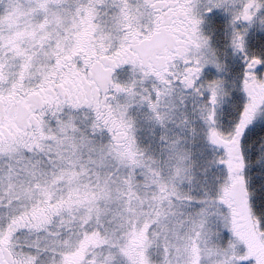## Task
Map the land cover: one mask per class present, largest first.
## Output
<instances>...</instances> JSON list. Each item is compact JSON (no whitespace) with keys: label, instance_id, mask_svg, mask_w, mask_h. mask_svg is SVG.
<instances>
[{"label":"snow or ice","instance_id":"snow-or-ice-1","mask_svg":"<svg viewBox=\"0 0 264 264\" xmlns=\"http://www.w3.org/2000/svg\"><path fill=\"white\" fill-rule=\"evenodd\" d=\"M0 264H264V0H0Z\"/></svg>","mask_w":264,"mask_h":264},{"label":"rangeland","instance_id":"rangeland-1","mask_svg":"<svg viewBox=\"0 0 264 264\" xmlns=\"http://www.w3.org/2000/svg\"><path fill=\"white\" fill-rule=\"evenodd\" d=\"M144 134H145L146 136H147V135H149V133L147 132V130L145 131V133H144Z\"/></svg>","mask_w":264,"mask_h":264}]
</instances>
